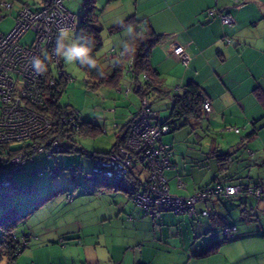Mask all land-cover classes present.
<instances>
[{"label": "crops", "instance_id": "crops-1", "mask_svg": "<svg viewBox=\"0 0 264 264\" xmlns=\"http://www.w3.org/2000/svg\"><path fill=\"white\" fill-rule=\"evenodd\" d=\"M134 1L133 15L144 18L149 22L151 28L162 36L161 41L152 49L150 57L151 66L157 72V82L153 88L149 89L148 93L151 107L157 111L160 117L167 118L171 111L174 96L179 94L190 82L200 87L212 107L210 112L202 113L199 118H189L187 124L181 125L184 129L190 127L191 131H196V128L199 127L205 135L208 146L206 150L207 161H204L203 165L208 167V171L203 168L195 169L193 174L187 173L184 169L180 171L183 166L179 165L176 158L173 160L172 153V167L164 172L170 192L187 196L199 188L215 183L241 184L259 181L264 185V103L260 99V95L264 94V0ZM20 3L27 4L26 2ZM45 3L34 6V8L41 7ZM212 6H216L221 11L230 10L234 16L233 25L223 27L218 17L207 15L206 10ZM228 37L231 38L230 43L225 41V38ZM127 42L128 40L123 46L116 43L111 46L110 43L105 52L98 55V61L102 60V62L108 63L103 66L105 71L111 73L115 62H117L114 51H111L112 47L119 49L125 47ZM174 43L186 44L187 52L191 56L187 67L183 66L178 57L170 52L169 49ZM104 44L106 45V43ZM60 65L62 66L61 62ZM141 78L142 76L139 77V79ZM130 79L123 73L118 77L117 86L104 85L110 88L109 94L114 92V101L119 99L121 94L119 90L128 84ZM141 85H143L142 82ZM177 87H180L181 90L177 91ZM136 93L134 90L133 94L137 95ZM127 98L130 99L123 98L120 102H114V105L106 110L112 114L110 120L114 124L116 137L122 135L127 129L131 116L139 106V96L130 97L129 94ZM163 109L169 110L166 117H163L166 115ZM94 118L95 123H97L96 117ZM108 119L103 117L102 121L106 122ZM180 121L182 120L178 122ZM228 126L241 127V131L235 133L232 130H226L225 127ZM174 131V138H176L181 132L180 130L177 131V128ZM165 135L161 137V141L171 148L170 144L163 141ZM92 161L93 158H90V165ZM252 171L257 173L253 174V176L256 175L255 178H251ZM131 173L141 181L146 176L145 171L144 173L141 172L139 166L133 167ZM178 180L185 183L184 188L178 187ZM104 188L114 195L107 207L110 213L108 218L114 217V223L119 222L122 232L128 224L130 234L134 235V240L129 236L130 241L140 240L142 243L139 252L131 251L128 258L125 252L123 254L121 252L125 248L128 249L127 243L118 244L117 247L121 251L118 254L115 253L117 258L114 257V253L110 254L112 259L109 262H113V264H136L138 262L152 264L153 261L149 258V252L144 255V232H147L150 227L151 229L154 228L153 239L159 242L158 247L148 246L152 250L163 248L165 253H168L169 250L182 251L183 254L185 253L187 263L192 264L201 263L204 258H213L212 256L217 254L223 246H219L216 252L205 257H196L195 255L203 252L208 245L217 240L211 241L206 236L204 241H200L201 243L194 241L196 235L192 231L193 227L190 228L189 224L202 225L204 221V225L208 229H218V231L223 225L234 224V222L229 223L227 221L226 208L228 204H232L231 202L242 199L246 200L241 202L240 207L245 206V208L249 207L250 209L253 208L252 203L255 200L258 215L255 219H251L252 217L247 215L245 211L240 215V221L244 225L250 224V226L243 230L242 235L236 240L229 245L226 244L228 248L225 256L227 257L226 263L264 264V250L257 251L259 248H264L262 247L264 243H260L264 242V195L261 199L238 194L229 198L211 200L209 204L213 207L215 214L210 218L201 216L191 218L188 215L176 214L171 217L167 215V211H164L160 218L154 222L150 217L143 215L142 208L128 197L125 190L106 186ZM204 206L203 203H199L197 208L201 209ZM128 215L131 217L129 220H127ZM100 217L104 219L106 215H96L97 219ZM96 218L78 216L77 220L72 223V227L67 226L66 231L71 233L72 238H76L73 239L75 242L80 241L79 244L83 240L78 235L84 234L85 237L87 236L86 243H88L94 238L92 236L94 233L88 229L97 224ZM175 219L177 220L176 226L173 225ZM169 222L172 223L171 228L167 227ZM181 224L183 225L177 227ZM24 232H30V230ZM45 233H42L41 237L49 238V234ZM146 235L148 236L149 232ZM248 236L252 238L261 237L259 238L261 239L258 244L259 248L254 246L253 239L246 238ZM55 239L53 237V240ZM147 242L151 243L152 241L148 240ZM191 243H193L192 252L186 249V246ZM219 243L221 244V242ZM31 244L36 247L38 243L37 241H30L28 246ZM112 245L114 246V244ZM19 259L20 257H17L14 263L19 264ZM85 260L88 264L92 263L90 259ZM44 261L46 259H33L30 264L32 262L45 264ZM97 261L98 259L95 261L96 264H99L100 262ZM14 263L9 261V257L0 247V264ZM49 264L57 263H53L51 260Z\"/></svg>", "mask_w": 264, "mask_h": 264}, {"label": "rangeland", "instance_id": "rangeland-1", "mask_svg": "<svg viewBox=\"0 0 264 264\" xmlns=\"http://www.w3.org/2000/svg\"><path fill=\"white\" fill-rule=\"evenodd\" d=\"M45 1L46 0H14L13 8L10 11L3 9L0 6V33L6 34L13 27L15 23L14 18L16 9L20 2H26L30 7H34L45 3ZM84 1L85 0H66L64 4L78 18H80L84 11ZM93 2L97 22L102 28L100 33L102 44L106 43L107 45L104 44V46L101 47L98 52V55H100L108 48V44L110 46L111 43L112 46L113 43H116L119 45L122 44L123 46L126 41L129 40L131 29L126 28L119 32L112 33L110 32L109 27L129 15H133L135 1L93 0ZM62 33L65 35L61 36L63 44H61L58 49V57L62 63L63 71L71 76V80L66 83L65 89L61 93L58 103L76 111L83 119L91 118L94 120V117H96V124L98 125L99 130L93 135L81 134L79 132H68V136L59 140V143L64 147L65 151L56 153L52 157H48L44 152L38 151L27 154L25 157L26 163L24 169L18 170L14 173V183L20 187L30 185L33 190L32 192L18 190L9 195L0 193V215L4 211L16 212L20 219L17 222L15 231L24 232L30 230L34 237L31 238V241H37L38 243L36 247L31 244L17 256L18 258L20 257L19 264H30V261L33 259H46V261H44L45 264L51 263V260L53 263L57 264L60 262H63L64 264H88L85 262V259H90L92 262L90 264H96V259L100 262L99 264H113V262H109L112 259L110 254L114 253V257L117 258L116 254L121 251L117 247L118 244L127 243L128 249L125 248L121 251L122 254L125 252L127 258L131 255V251L138 253L142 244L140 240L136 242L130 241L129 236L134 240V235L130 234L128 224H126V228L124 232H122L119 222L116 221L114 223V217L108 218V214L110 215V213L107 207L113 199V193L106 191L101 183L98 184L94 180H83L81 178L74 179L65 170L52 177L48 172V168L54 165V163H59L62 167H66L72 163L82 162L85 168L88 169L90 165V157L87 154L82 153V149H85L88 152L109 151L116 141V130L114 124L110 120L112 114H109L106 110L107 108L112 107L114 102H120L123 98L128 99V94L125 95V93L122 92L119 99L114 101V92L112 91L111 94H109V87L104 85L95 87L96 80L90 78L86 71L80 67L77 58L69 61L68 57L64 55L69 48L73 46L77 47L78 43L75 37V31H64ZM32 39L33 33L29 31L22 38V42L30 43ZM99 62L102 64V67L108 64L107 62H102V60ZM129 94L130 97L137 96L133 94L132 90ZM140 105L141 101L139 99V106ZM163 111H165L166 115L162 116L166 117L169 110L163 109ZM103 117L109 119L106 122H103ZM102 130H105V132H102ZM179 130L181 132H179V136L174 138L175 131H173L166 134L163 137V141L171 145L173 160L176 158L177 162L179 161V165L183 166L180 171L184 169L190 174H193V171L198 168H203L205 171H208V167L203 165V162L207 161L206 150L208 142H206V137L201 132V129L198 127L196 128V131H191L190 127H185L184 129L183 126H179L177 131ZM7 145L10 148H17L21 146L22 143L19 141H13ZM68 146L69 148L73 147L74 150L67 151L66 149ZM31 170H43L44 174L40 177L31 176ZM141 172L144 173L143 170H141ZM251 174V178H255L256 175L253 176V174L257 173L252 171ZM119 189L124 188L119 187ZM73 190H75L76 195L71 201H67L65 198L66 193ZM244 200L246 199L235 200L234 202H231L234 205H227L226 211L228 216H226V219L229 223L234 222L237 228L234 237L230 240L224 241L218 229H208L207 226L204 225V221L202 222V225H198L197 223L189 224L190 228L191 226L193 227L192 231L196 235L194 236V241H199L198 243H201L205 240L206 236H208L211 241L213 239L217 240L221 242L220 246H223L217 254L212 256L213 258H204L201 260V263L196 264H232L226 263L227 257L225 256L228 250L226 244L229 245L232 243L242 235L241 232L243 230H246V228H249L250 226V224L244 225V223L240 221V215L244 211L247 215L252 217L251 219H255L258 215V213H256L258 208L256 209L255 207V200L253 201L254 203H252L253 208L250 209L249 207L245 208V206H243L242 209L240 204ZM166 213L171 217H174L175 215L172 212ZM97 214L100 216L105 214L106 217L104 219L100 217V221L96 218ZM81 215L88 218H96L97 224L92 225L91 228L88 229L90 232L94 233L92 235L94 238L91 237L92 239L86 243L87 236L85 237L84 234H80L78 236L83 241L79 244L73 240L76 238H72L73 236L71 233H67L66 230L68 227H72V223ZM123 219L125 220L124 217ZM176 221L177 220L175 219L173 222V225L175 226L177 225ZM171 224L172 223L170 222L167 223V227L171 228ZM182 225L183 224L177 227ZM153 230L154 228H149L147 231L149 232L148 236L146 235L147 232H144V255L149 252V258L153 261L152 264H192L187 263L185 259L186 256L184 255L185 253L183 254L182 251L169 250L168 253H165L163 248H157V251L148 248V246L152 245L158 247L159 242L153 239ZM42 233L49 234V238L41 237ZM53 237L56 239L53 240ZM246 238L256 241H253L252 243L259 248L258 244L259 241H261L259 238L261 237L252 238L248 236ZM62 239H65V244L60 243V240ZM148 240L152 242L148 243ZM112 244H114V246ZM192 245L193 243L186 246V249L190 250V252L193 250L191 247ZM262 247H264V244H262ZM262 250H264V248H259L257 251ZM14 262L15 261H13V263Z\"/></svg>", "mask_w": 264, "mask_h": 264}, {"label": "built area", "instance_id": "built-area-1", "mask_svg": "<svg viewBox=\"0 0 264 264\" xmlns=\"http://www.w3.org/2000/svg\"><path fill=\"white\" fill-rule=\"evenodd\" d=\"M66 0H50L41 7H30L20 3L16 9L15 23L6 33H0V146L19 141L24 145L47 132L53 125L48 112L42 110L53 93L60 90L62 82L68 83L71 76L66 74L60 66L55 46L56 36L64 31H76L78 17L65 6ZM0 6L5 10L13 8V1H2ZM207 15L218 17L223 27H231L234 16L230 10H218L212 6L206 10ZM31 31L33 39L30 43L22 42L24 35ZM226 43L231 38H225ZM170 52L178 57L183 66L187 67L191 56L187 52L186 44L174 43ZM118 57L123 55L120 49L114 48ZM41 62V70L33 66V60ZM132 59L124 62L123 73L132 80L135 72ZM142 81H148L146 74H142ZM134 84L130 81L121 88L120 93L125 95L133 90ZM180 91V87L176 88ZM141 105L131 116V122L123 144L113 148L103 157L93 159L88 169L82 163H72L62 167L54 163L48 168L49 174L54 177L61 171H67L74 179L100 180L109 183L114 188H124L128 197L143 210V215L156 222L164 211L176 215L210 217L213 209L210 199L228 198L232 195L245 194L261 199L264 195V185L261 182L252 183H215L199 188L191 195H177L169 190L165 170L172 167V152L169 145L161 141V137L170 133L174 125L160 118L156 110L151 107L148 96L141 97ZM212 109L210 102L205 98L204 112ZM60 122L77 131L85 123L77 112H68L61 109L58 115ZM91 122L92 119L86 120ZM226 130L240 133L241 127L228 126ZM105 132V130H102ZM64 147L57 140H48L40 145L36 151L44 152L48 157L64 151ZM252 154V153H251ZM26 158L21 154L12 156L7 167L0 168V192L10 194L17 190L14 185V173L23 170ZM139 166L146 176L141 185L133 184L129 178L132 168ZM43 170H31L32 176H42ZM132 174V173H131ZM179 188L185 183L178 180ZM32 192L33 188L28 187ZM76 195L75 190L66 193V200ZM199 203L205 206L197 208ZM131 219L128 215L127 220ZM237 228L228 225L220 229L225 239L234 237ZM33 237L16 236L12 238L26 245ZM34 238V237H33ZM9 238L0 240V247L6 249ZM63 239L60 240V243ZM78 243L80 241H77ZM18 247L15 252H18ZM38 264V263H32Z\"/></svg>", "mask_w": 264, "mask_h": 264}, {"label": "trees", "instance_id": "trees-1", "mask_svg": "<svg viewBox=\"0 0 264 264\" xmlns=\"http://www.w3.org/2000/svg\"><path fill=\"white\" fill-rule=\"evenodd\" d=\"M2 1H9V0H0V2ZM10 1H13V0H10ZM49 1L50 0H46L45 4H47ZM126 28L131 29L129 40L125 47L119 48L123 52V55L121 57H118L117 53L113 52L114 56L117 59V62H115L112 72L108 73L107 71L103 69V67L98 61V52L100 51L102 47V39L100 36L102 28L97 22L94 2L93 0H85L83 14L80 18L77 19V29L75 31V37L78 43L77 47L87 48L88 54L86 57H77V62L80 65V67H82L86 71L87 75L90 78L96 80L95 87H98L99 85H109V86L115 87L118 85L116 84L118 81V77L120 75H123L124 62L128 61L129 59H132V63H133L132 65H133V69L135 72L134 79L133 80L130 79L134 84V88L132 91L135 90L136 85H139L140 87L136 94L137 96H139L141 100L142 96H145V95L148 96V93L150 91L149 89L153 88L155 82H157L156 81L157 72L151 66L150 57L152 54V49L154 48V46H156L161 41L162 36L157 34L151 28L148 21L144 20V18H138L135 15H129L123 20L110 25L109 30L110 32L113 33V32H119ZM61 44H63V42H62L61 34H59L56 36V42H55L57 56H58V49ZM114 48L115 47H112V49ZM142 74H146L149 80L143 82L142 79H139V77H141ZM141 82L143 85H141ZM65 86H66V83L62 82L60 90L57 93H53L50 99L47 100L45 107L41 108L42 110L48 112V114L51 115L52 120H53V125L47 132H45L41 136L34 138L30 142L29 145L22 144L21 146L17 148H10L7 144L0 146V168L1 169L7 167L8 160L12 156L21 153L24 157H26L27 154L35 152L37 148L40 145H42L45 141L57 140L59 142L60 139L68 136V132H79L81 134H89V135H93L98 132L99 128H98V125L95 123V119L89 122V121H86L89 119L85 118V123H83L82 126L80 125V128L77 131L73 130L71 127L64 126L60 122L58 115L60 114L61 109H66L68 112L73 111L67 106H62L58 103L59 97L61 93L64 91ZM204 99H205L204 93L197 84L190 82L187 85H185L182 91L179 94H176L174 96L173 101H172V106L170 108L171 111H170L169 116L165 119L162 118L164 121L168 123L170 122L174 125V128L171 132H173L179 126L187 124L189 118H199L202 115V113H204V110H203ZM260 99L262 103H264V94L260 95ZM179 120H182V121L178 122ZM130 122H131V118L129 120L128 126L126 127L127 129H125L122 135H118L116 137V141L109 151L88 152L87 150L82 149L81 152L87 154L90 158H93V159L108 155L113 148H116L117 146L124 143L126 135L128 133ZM66 150L73 151L74 148L73 147L69 148L68 146ZM129 178L133 184L141 185V181L139 179H136V177H134L131 173L129 175ZM134 179H136V181H134ZM96 183L98 184L101 183L103 186L113 188L112 185L104 181L98 180L96 181ZM14 187L17 190L13 192H16L18 190L28 191L27 188L31 186L27 185V186L20 187L18 185H15ZM116 189H119V188H116ZM5 195H9V194H5ZM218 199H224V198H218ZM218 199H210V201L218 200ZM212 212H213L212 213L213 215L210 217L214 216L215 214L214 209ZM210 217H207V218H210ZM194 218H197V217H194ZM19 219H20L19 215L13 211H4L0 215V240L2 238H9L10 244H8L6 249H3V251L7 254V256L9 257V261L11 262L15 261L17 256L25 248L28 247L31 241L29 240V242L25 246L20 245L18 247V245L20 244V241L12 238V233H14L18 237L27 236L31 234V232L15 231V228L17 227V222ZM230 225L233 226L234 224H230ZM225 226H228V225L221 226L219 228V232H220V229ZM222 239L224 241L230 240V239H225L223 237ZM64 240L65 239H63L62 244H65L66 241ZM219 246H220L219 241H214L210 245H208L206 249H204L203 252L195 256L205 257L209 254L216 252ZM17 247H18V252H15V249ZM32 263H35V262H32ZM136 264H144V263L138 262Z\"/></svg>", "mask_w": 264, "mask_h": 264}, {"label": "clouds", "instance_id": "clouds-1", "mask_svg": "<svg viewBox=\"0 0 264 264\" xmlns=\"http://www.w3.org/2000/svg\"><path fill=\"white\" fill-rule=\"evenodd\" d=\"M14 1V0H13ZM64 33H61V36H64ZM88 54V49L84 47H76L73 46L69 48L67 52L64 53L69 59V61L77 58V57H86ZM60 61V60H59ZM33 66L37 71L41 70V62L37 59L33 60ZM61 66V65H60Z\"/></svg>", "mask_w": 264, "mask_h": 264}, {"label": "water", "instance_id": "water-1", "mask_svg": "<svg viewBox=\"0 0 264 264\" xmlns=\"http://www.w3.org/2000/svg\"><path fill=\"white\" fill-rule=\"evenodd\" d=\"M139 87H140L139 85H136V87H135V92L138 91Z\"/></svg>", "mask_w": 264, "mask_h": 264}]
</instances>
